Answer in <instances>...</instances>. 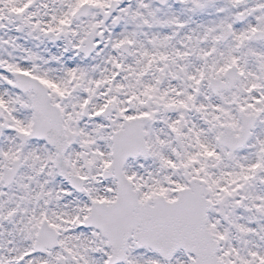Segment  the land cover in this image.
Here are the masks:
<instances>
[{
  "label": "snow or ice",
  "instance_id": "1",
  "mask_svg": "<svg viewBox=\"0 0 264 264\" xmlns=\"http://www.w3.org/2000/svg\"><path fill=\"white\" fill-rule=\"evenodd\" d=\"M0 264H264V0H0Z\"/></svg>",
  "mask_w": 264,
  "mask_h": 264
}]
</instances>
